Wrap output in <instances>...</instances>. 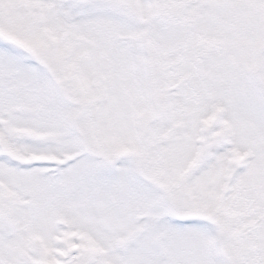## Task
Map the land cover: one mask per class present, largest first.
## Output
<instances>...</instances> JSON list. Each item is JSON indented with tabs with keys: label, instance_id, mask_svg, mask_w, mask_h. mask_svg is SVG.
Masks as SVG:
<instances>
[{
	"label": "snow or ice",
	"instance_id": "snow-or-ice-1",
	"mask_svg": "<svg viewBox=\"0 0 264 264\" xmlns=\"http://www.w3.org/2000/svg\"><path fill=\"white\" fill-rule=\"evenodd\" d=\"M0 264H264V0H0Z\"/></svg>",
	"mask_w": 264,
	"mask_h": 264
}]
</instances>
